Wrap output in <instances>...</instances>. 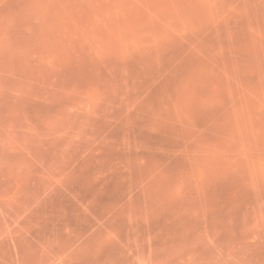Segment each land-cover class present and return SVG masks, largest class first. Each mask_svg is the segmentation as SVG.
<instances>
[{
  "label": "rangeland",
  "instance_id": "374dc122",
  "mask_svg": "<svg viewBox=\"0 0 264 264\" xmlns=\"http://www.w3.org/2000/svg\"><path fill=\"white\" fill-rule=\"evenodd\" d=\"M28 165L68 250L10 225ZM0 264H264V0H0Z\"/></svg>",
  "mask_w": 264,
  "mask_h": 264
},
{
  "label": "crops",
  "instance_id": "0c3cea01",
  "mask_svg": "<svg viewBox=\"0 0 264 264\" xmlns=\"http://www.w3.org/2000/svg\"><path fill=\"white\" fill-rule=\"evenodd\" d=\"M30 167L14 179V185L32 197L31 203L24 205L21 219H10V225L13 223L14 233L21 232L31 246L46 245L49 249L57 245L59 250H68L78 242L77 229L82 228V236L88 237L87 229L92 226L86 215L87 207L77 203L76 192L70 187L74 171L71 168L55 174L48 165L42 168L45 170ZM77 207L78 213L73 215L72 209Z\"/></svg>",
  "mask_w": 264,
  "mask_h": 264
}]
</instances>
